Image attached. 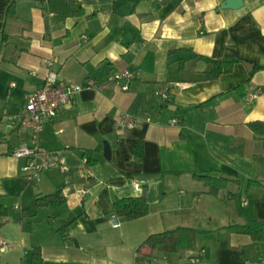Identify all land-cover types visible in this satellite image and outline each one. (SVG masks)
I'll return each mask as SVG.
<instances>
[{
  "label": "crops",
  "instance_id": "1",
  "mask_svg": "<svg viewBox=\"0 0 264 264\" xmlns=\"http://www.w3.org/2000/svg\"><path fill=\"white\" fill-rule=\"evenodd\" d=\"M12 1L0 0V204L14 206L0 220V238L9 245L0 264H31L32 244L41 246L43 264H264V244L228 227L264 219V186L248 188L264 176V141L248 127L264 121V69L241 94L234 91L249 78L245 63L264 64V0H241L239 7L227 0H144L122 14L112 11L114 0H16L13 15ZM79 9L84 14L71 13ZM180 48L243 62L205 81L208 62L180 70L171 61L169 50ZM125 68L136 72L128 90L115 84L111 97L98 90V82ZM50 70L60 82L95 85L76 93L74 105L46 122L36 139L39 148L58 151L69 170L46 169L32 183L12 155L32 143L31 130L16 119ZM257 87L262 92L250 101ZM164 88L167 100L157 94ZM126 116L132 128L122 122ZM97 148V163L86 166L84 151ZM195 174L240 181L217 197ZM80 186L89 190L82 198ZM58 191L65 203L41 208L32 233L23 232L20 209ZM144 193L145 217L115 215L117 199ZM177 227L198 231V251L138 255L150 235Z\"/></svg>",
  "mask_w": 264,
  "mask_h": 264
},
{
  "label": "trees",
  "instance_id": "2",
  "mask_svg": "<svg viewBox=\"0 0 264 264\" xmlns=\"http://www.w3.org/2000/svg\"><path fill=\"white\" fill-rule=\"evenodd\" d=\"M144 0H114L112 3V11L117 14H122L123 10L130 8L131 11H135L138 5ZM172 0H156L162 4H168ZM16 13V0H13L8 7V14ZM73 14H84L83 10H74ZM95 15V14H92ZM142 17H150V14H141ZM6 36L4 35V39ZM169 57L171 61L178 64L180 70H183L188 63L193 66L197 62H208L209 68L205 71L203 80H214L219 78L222 74L231 73L234 70L236 64L243 61L236 58H210L208 56L199 54L191 48H180L169 50ZM264 69V64H254V69L249 74V78L246 83L237 86L234 89L235 92L241 94L245 85L248 84L253 75ZM115 83L113 81H105L103 83L96 84L98 90L100 89L107 96L113 95ZM213 100H208L201 104V106H208ZM248 127L256 134L262 137L264 141V121L255 120L248 122ZM127 134V132H126ZM102 148L93 150H86L83 153V157L86 160V166L90 167L97 163V154ZM195 177L204 181L206 187H208L209 193L217 197H226L224 193L227 191L228 186L232 182H239L237 178H233L226 174L211 175V174H195ZM261 176L255 180L248 182V188L252 186H264ZM65 203L64 196L61 191L47 194L44 196H36L32 201V204L28 208L20 209L19 216L16 219L20 223L23 232L32 233L33 220L38 215V212L43 207L48 206H62ZM113 210L117 217L124 220H134L141 217H145L150 210V205L146 194L135 197H126L117 199L113 204ZM9 215V209L6 206L0 204V220L3 221ZM72 220L70 219L68 223ZM229 227V231L236 234H245L251 237L252 240L264 244V219L252 220L245 224L232 223ZM198 231L192 228L177 227L173 230H167L150 235L138 248L137 253L141 256H150L154 251L162 250L174 253L178 257H185L188 252L198 251L197 244ZM31 264H43L42 248L40 245L32 244L31 247ZM154 264V263H152Z\"/></svg>",
  "mask_w": 264,
  "mask_h": 264
},
{
  "label": "built area",
  "instance_id": "3",
  "mask_svg": "<svg viewBox=\"0 0 264 264\" xmlns=\"http://www.w3.org/2000/svg\"><path fill=\"white\" fill-rule=\"evenodd\" d=\"M46 66L53 65L52 59L44 61ZM136 78V72L132 69H124L111 74L108 81H113L115 84H121L123 90H128L130 82ZM15 85V83H11ZM95 85L93 80H86L84 84L63 83L58 80L55 71L50 70L43 84L30 92L27 96L26 103L22 112L16 119V125L23 130H31L32 143H21L12 151V155L22 159L20 171L25 176L28 182L36 183L41 180L44 171L57 168L61 171H68L69 166L66 165L62 156L58 151H48L39 148L36 145L38 134L43 130L45 123L54 119L58 114L64 112L68 107H72L75 103L76 93L84 87ZM169 89L164 88L157 91L163 99H169ZM262 92L260 87H257L252 92L250 91V101L257 98ZM179 119L174 118L173 124L179 123ZM127 128L134 126V121L131 116H126L122 121ZM76 194L79 198L86 195L89 190L86 187L80 186L76 189ZM117 225V224H116ZM9 247L8 243L0 238V251H5Z\"/></svg>",
  "mask_w": 264,
  "mask_h": 264
},
{
  "label": "water",
  "instance_id": "4",
  "mask_svg": "<svg viewBox=\"0 0 264 264\" xmlns=\"http://www.w3.org/2000/svg\"><path fill=\"white\" fill-rule=\"evenodd\" d=\"M242 1L241 0H227L226 5L228 6H234V7H239L241 5ZM246 68L248 69L249 73L253 71L254 69V64L252 63H245ZM104 157L107 159L111 158V150L108 145H105V150H104Z\"/></svg>",
  "mask_w": 264,
  "mask_h": 264
},
{
  "label": "rangeland",
  "instance_id": "5",
  "mask_svg": "<svg viewBox=\"0 0 264 264\" xmlns=\"http://www.w3.org/2000/svg\"><path fill=\"white\" fill-rule=\"evenodd\" d=\"M8 207H9L11 213H13L14 212V206L11 204V202H9Z\"/></svg>",
  "mask_w": 264,
  "mask_h": 264
}]
</instances>
